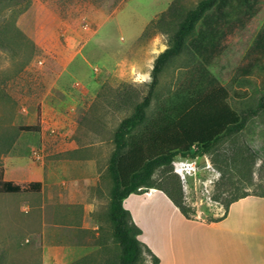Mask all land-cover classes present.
<instances>
[{
    "label": "rangeland",
    "instance_id": "1",
    "mask_svg": "<svg viewBox=\"0 0 264 264\" xmlns=\"http://www.w3.org/2000/svg\"><path fill=\"white\" fill-rule=\"evenodd\" d=\"M171 2L0 0V178L23 187L0 192L2 264H64L63 246L87 254L102 246L99 240L118 252L108 218L112 136L147 93L154 59L170 43L165 33L142 32ZM224 11L210 15L216 37L204 59L180 57L159 75L151 111L215 83L228 88L237 110L260 95L264 0H233ZM240 138L256 153L252 182L244 186L252 195L264 187V111L249 118ZM228 146L221 144L216 159ZM216 153L172 161L185 203L203 221L225 212L211 199L220 176ZM177 162L185 165L177 170ZM30 181H40L39 189H25ZM153 199L165 216L167 202Z\"/></svg>",
    "mask_w": 264,
    "mask_h": 264
},
{
    "label": "trees",
    "instance_id": "2",
    "mask_svg": "<svg viewBox=\"0 0 264 264\" xmlns=\"http://www.w3.org/2000/svg\"><path fill=\"white\" fill-rule=\"evenodd\" d=\"M233 6V0H198L186 8L180 0H172L167 10L151 19L142 36L157 32L169 36V45L153 62L151 81L147 93L134 102L132 111L116 126L113 136L107 172L111 179L108 218L111 235L118 252L102 245L69 264H144L143 254L150 255L151 263L159 258L139 238L140 227L134 222L123 200L131 193H141L150 188L162 191L186 218H194L195 210L184 201L181 181L173 172L172 161L176 157H195L218 152L222 143L228 141L221 159L213 157L220 176L211 199L225 207L239 198L250 195L245 189L251 184V171L255 151L249 142L241 140L240 134L251 116L264 111V86L260 95L246 102L240 110L229 102L230 92L222 84L201 90H192L186 96L162 102L154 111L150 110L152 93L159 75L168 65L180 57L204 59L207 43L214 44L216 27L210 15L223 14ZM209 29V30H208ZM264 85V84H263ZM133 97L129 93V99ZM252 98V97H251ZM21 131H38L37 125H22ZM159 172V177L154 174ZM40 181H30L25 189H39ZM23 187L11 180L0 178V192H18ZM252 195L264 197V187ZM0 264H2L0 259Z\"/></svg>",
    "mask_w": 264,
    "mask_h": 264
},
{
    "label": "crops",
    "instance_id": "3",
    "mask_svg": "<svg viewBox=\"0 0 264 264\" xmlns=\"http://www.w3.org/2000/svg\"><path fill=\"white\" fill-rule=\"evenodd\" d=\"M155 191L131 193L123 206L141 229L138 238L159 258L157 264H264V197L244 196L221 219L203 221L184 217L162 191ZM153 198L167 202L165 216ZM62 249L64 264L84 255L75 245Z\"/></svg>",
    "mask_w": 264,
    "mask_h": 264
},
{
    "label": "bare ground",
    "instance_id": "4",
    "mask_svg": "<svg viewBox=\"0 0 264 264\" xmlns=\"http://www.w3.org/2000/svg\"><path fill=\"white\" fill-rule=\"evenodd\" d=\"M174 164H175V163H174ZM176 165H177V168H178L177 170H179L180 167H181L182 165H185V164L180 163V162H177ZM185 168H186V167H185ZM148 191H149L148 194H150V195H154V194L157 192V191H155L154 188H150Z\"/></svg>",
    "mask_w": 264,
    "mask_h": 264
},
{
    "label": "water",
    "instance_id": "5",
    "mask_svg": "<svg viewBox=\"0 0 264 264\" xmlns=\"http://www.w3.org/2000/svg\"><path fill=\"white\" fill-rule=\"evenodd\" d=\"M155 189V188H154Z\"/></svg>",
    "mask_w": 264,
    "mask_h": 264
}]
</instances>
